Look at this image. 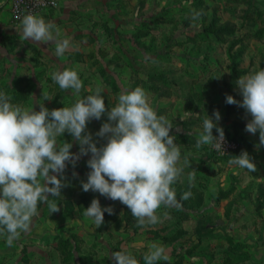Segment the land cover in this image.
Masks as SVG:
<instances>
[{
  "label": "rangeland",
  "instance_id": "rangeland-1",
  "mask_svg": "<svg viewBox=\"0 0 264 264\" xmlns=\"http://www.w3.org/2000/svg\"><path fill=\"white\" fill-rule=\"evenodd\" d=\"M193 11L203 15L193 21ZM47 15L71 48L57 57L54 44L7 37L0 47V91L11 103L37 111L43 103L49 110L71 106L77 97L50 77L65 68L78 72L81 97L102 86L109 109L122 90L141 87L157 114L172 122L170 134L190 166L173 185L181 207H161L162 222L141 228L119 201L82 190L91 154L82 156L66 168L61 196L49 197L59 212L39 204L30 231L12 251L0 235V264H114L111 254L121 249L144 264L153 243L166 249L170 264H264V146L257 147L258 132L245 131L251 117L244 109L225 102L226 95L242 100L239 76L264 69V0H57ZM44 93L52 99L44 100ZM216 110L219 126L235 142L222 154L195 146L204 118ZM106 120L105 113L86 128L98 147L106 139L95 133ZM64 141L79 151L67 132L59 138ZM242 151L255 172L228 163ZM189 173L195 174L191 187ZM185 192L191 195L181 200ZM94 198L114 209L99 228L83 215Z\"/></svg>",
  "mask_w": 264,
  "mask_h": 264
},
{
  "label": "clouds",
  "instance_id": "clouds-1",
  "mask_svg": "<svg viewBox=\"0 0 264 264\" xmlns=\"http://www.w3.org/2000/svg\"><path fill=\"white\" fill-rule=\"evenodd\" d=\"M202 15V11H193L191 19L196 21ZM17 19L20 23L16 30L22 41L54 44L57 57L70 50V40L60 38L61 30L55 23L32 13ZM50 77L61 91L71 90L77 97L71 106L49 110L43 103L37 111L14 105L11 97L0 91V235L5 236L7 245L12 246L30 231L33 218L39 215V204H46L50 214L60 211L59 204L49 197L61 196V190L67 186L64 173L69 163L75 167L89 153L90 171L87 180L81 182L82 190L119 201L130 210L138 227L161 223L158 215L161 207L180 208L173 185L182 182L189 161L186 156L182 160L181 149L170 134L172 122L157 114L145 90L141 87L122 90L118 102L109 109L100 85L94 93L80 96L84 85L76 70L53 71ZM235 84L242 100L226 95L225 102L244 109L251 117L245 131L253 135L258 132L257 147L264 146V69L239 76ZM43 96L44 100L52 99L46 93ZM105 113L107 120L95 135L106 139V143L98 147V141L86 128L91 120H100ZM180 118L184 120L186 116ZM220 119L218 110L212 117L204 118L197 149L210 145L224 151L225 132L218 124ZM214 128L218 135L213 134ZM66 132L79 144L78 152L71 151V142H59ZM228 163L250 173L257 170L247 151L233 156ZM187 179L191 187L195 174L189 173ZM190 195L183 193L181 200ZM105 212L112 215L114 209L102 208L99 199L94 198L83 215L99 228L104 224ZM148 248L144 264L161 261L170 264L163 246L153 243ZM111 259L114 264H139L127 249L113 252Z\"/></svg>",
  "mask_w": 264,
  "mask_h": 264
},
{
  "label": "built area",
  "instance_id": "built-area-1",
  "mask_svg": "<svg viewBox=\"0 0 264 264\" xmlns=\"http://www.w3.org/2000/svg\"><path fill=\"white\" fill-rule=\"evenodd\" d=\"M7 2L11 18L16 22H20L17 17L22 18L28 13L39 15L57 6V0H7ZM234 147L235 142L225 135L224 151L221 150L218 153H226Z\"/></svg>",
  "mask_w": 264,
  "mask_h": 264
},
{
  "label": "crops",
  "instance_id": "crops-1",
  "mask_svg": "<svg viewBox=\"0 0 264 264\" xmlns=\"http://www.w3.org/2000/svg\"><path fill=\"white\" fill-rule=\"evenodd\" d=\"M48 11L42 12L38 16L43 17L45 21L47 22L49 20V17L47 15ZM19 23L20 22H16L11 18L9 4L7 0H0V47H2V44L4 43L7 37H11L13 34L19 35V33L16 30V26ZM39 236L40 235H37V238ZM24 238H28V237H24ZM19 240H24V239L21 237ZM14 244L15 242L12 244V246H7L8 248H6V251H12L14 249L13 248Z\"/></svg>",
  "mask_w": 264,
  "mask_h": 264
}]
</instances>
